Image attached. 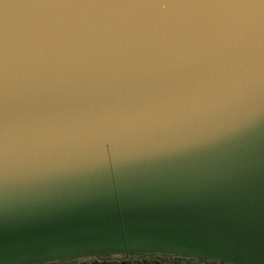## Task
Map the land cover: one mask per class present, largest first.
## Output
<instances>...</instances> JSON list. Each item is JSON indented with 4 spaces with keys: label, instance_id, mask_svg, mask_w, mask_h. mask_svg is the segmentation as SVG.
<instances>
[{
    "label": "water",
    "instance_id": "water-1",
    "mask_svg": "<svg viewBox=\"0 0 264 264\" xmlns=\"http://www.w3.org/2000/svg\"><path fill=\"white\" fill-rule=\"evenodd\" d=\"M264 264V0H0V264Z\"/></svg>",
    "mask_w": 264,
    "mask_h": 264
},
{
    "label": "snow or ice",
    "instance_id": "snow-or-ice-1",
    "mask_svg": "<svg viewBox=\"0 0 264 264\" xmlns=\"http://www.w3.org/2000/svg\"><path fill=\"white\" fill-rule=\"evenodd\" d=\"M66 264H222V262L214 259L184 258L180 256L124 255L116 259L112 255H106L72 260L66 262Z\"/></svg>",
    "mask_w": 264,
    "mask_h": 264
}]
</instances>
